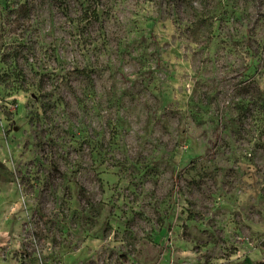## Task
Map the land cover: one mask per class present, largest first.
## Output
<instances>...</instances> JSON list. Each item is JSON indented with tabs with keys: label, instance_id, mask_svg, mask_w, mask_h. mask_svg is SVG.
I'll return each mask as SVG.
<instances>
[{
	"label": "rangeland",
	"instance_id": "rangeland-1",
	"mask_svg": "<svg viewBox=\"0 0 264 264\" xmlns=\"http://www.w3.org/2000/svg\"><path fill=\"white\" fill-rule=\"evenodd\" d=\"M0 264H264V0H0Z\"/></svg>",
	"mask_w": 264,
	"mask_h": 264
},
{
	"label": "trees",
	"instance_id": "trees-1",
	"mask_svg": "<svg viewBox=\"0 0 264 264\" xmlns=\"http://www.w3.org/2000/svg\"><path fill=\"white\" fill-rule=\"evenodd\" d=\"M202 24H204V23H202ZM22 85H23V84H22ZM22 85H21V88H20V87H18V88L21 89V90H24V89H23L24 86H22Z\"/></svg>",
	"mask_w": 264,
	"mask_h": 264
}]
</instances>
